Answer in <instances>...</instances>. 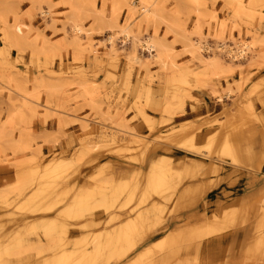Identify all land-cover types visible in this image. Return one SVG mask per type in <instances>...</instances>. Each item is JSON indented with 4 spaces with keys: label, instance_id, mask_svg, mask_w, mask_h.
<instances>
[{
    "label": "rangeland",
    "instance_id": "obj_1",
    "mask_svg": "<svg viewBox=\"0 0 264 264\" xmlns=\"http://www.w3.org/2000/svg\"><path fill=\"white\" fill-rule=\"evenodd\" d=\"M132 1L0 0V260L46 264L61 236L75 257L100 242L83 264H264V0H155V19ZM147 38L157 57L133 43ZM236 43L241 59L218 49ZM161 164L180 175L164 196L78 200L105 179L141 194Z\"/></svg>",
    "mask_w": 264,
    "mask_h": 264
},
{
    "label": "bare ground",
    "instance_id": "obj_2",
    "mask_svg": "<svg viewBox=\"0 0 264 264\" xmlns=\"http://www.w3.org/2000/svg\"><path fill=\"white\" fill-rule=\"evenodd\" d=\"M127 2L128 1H126L125 4ZM147 2L150 5L149 4L147 5ZM70 3L73 4L72 5L73 7H75V10L72 11L71 15L69 16V18L73 21L71 26H72L73 30L75 31V33L79 35L83 31V27H82L81 22H79V20L77 19V16L79 14L78 13V8H79L78 3H75V2H70ZM131 3L135 5V6L130 5L131 10L132 9L133 10L134 9L135 10L143 9L142 12L149 13L148 14L149 16L154 11V10H152L151 5L155 4V0H141L139 5H137V1H135V0H133ZM113 12H116V11H113ZM155 12H157V11H155ZM47 13H48V11H47ZM134 13H135V11H134ZM131 14H132V12H131ZM143 14H145V13H143ZM141 16H143V15H141ZM145 16L147 17V14ZM113 18H114V15H113ZM153 18L155 19L156 17H153ZM154 19H152V20H154ZM94 20H95V24L97 27H100L101 25H103L107 22V21L105 22V20L103 19V17L101 15H95ZM112 25H113V23H112ZM130 30H129V27L125 26V28L122 29V31H121L125 37V41H133L132 37L130 36ZM112 37H113V35L109 34L108 39H110V41H112ZM124 37H123V39H124ZM134 39H136V37ZM133 43H136L139 47L148 51L151 54V57H157V54L154 53V51H157L160 49V44L157 42V40H154L152 38H147L145 40H135V42H133ZM238 43H236V47L230 46V45L224 46V44H223L222 47L218 46V49L222 52L226 50L227 52L232 54L233 58L236 60L241 59L245 56V54H247L248 45H246L247 43L246 44H244V43L238 44ZM132 46H134V44H132ZM205 48H207V45L205 46ZM129 58L133 61H137L139 63H144L143 60L137 54L129 55ZM222 138L225 139L226 137H222ZM210 139H209V141H210ZM190 140L191 139H189V136H187V134H186V135L182 136V138L180 139V142L186 146L187 145L191 146V148H192V147H194V143H193V141H190ZM222 140L223 139H221V141ZM224 141H226V140H224ZM214 145H215V143H213V142L210 143V147H213ZM222 145L223 144H221V146H219L221 149H222ZM226 146L227 147L225 149L223 148L224 152L227 155H231L235 160H239L240 158L237 156L238 153H237V155L235 154L234 147H232L231 144H229V146H231V147H229L228 145H226ZM237 150H238V148H237ZM220 152H221V150L219 149V154H220ZM58 173H59L58 171L52 172V174L55 176H58ZM179 177H180L179 173L172 166H170L168 164H161V165H156V166L154 165L151 167V169L149 170V172L146 175L145 187L141 191V194H139V188L137 186L132 187L126 183H122V184L120 183V184L113 185L107 179H105V180H103V184L97 185L96 187H94V189H88V190L86 189L83 192H81L80 194H78L77 197H78V200L83 202L85 205H88L90 208H95L98 206H106L107 204H109V202H113V200L118 199L116 196L117 194H122L125 191L128 192V200L129 201H133L134 199L136 200L138 198L141 202H145L149 198L148 197L149 194L152 192H155L158 195H163V194L166 195V193H168L172 189H175L176 184H177V179ZM235 212H236V210L232 209L230 212L224 213L222 216L223 218H221L219 220L212 218V219L206 221V223L204 225V229H206L207 227H210L212 225H214V226L219 225L220 227H222V226H225V224H227L229 222L231 223L235 220L237 221L240 215H239V212H236V213ZM149 213H150L149 208L143 209V210L138 212V214L136 215V217L133 220H129L128 223L129 222L130 223L125 228V235H129L130 233H133L139 226H141L142 225L141 221L144 218H146L147 216H149L148 215ZM241 217H242V215H241ZM43 226H44L43 230H44L45 235L50 236L54 233V231H55L54 224L44 223ZM64 244H65L64 239L60 236L58 239V242L56 244V249L54 248L55 249L54 257L51 260L47 261L46 264H83V263H86V262L90 261L91 259H93V257L95 256V254L97 253V251L101 247L99 241L94 242L92 244L93 245L92 250H88V248L85 247V249L82 251V253L79 256L75 257L74 251L69 250V249H65ZM0 264H4V262L2 260H0Z\"/></svg>",
    "mask_w": 264,
    "mask_h": 264
},
{
    "label": "crops",
    "instance_id": "obj_3",
    "mask_svg": "<svg viewBox=\"0 0 264 264\" xmlns=\"http://www.w3.org/2000/svg\"><path fill=\"white\" fill-rule=\"evenodd\" d=\"M174 150H176V153L179 152L178 149H176V148L173 149L172 152H173ZM180 154H181V153H180ZM165 156H168V155H165ZM173 156H174V155H173ZM177 156H178V155H177ZM180 156H181V155H180ZM168 157H171V155L168 156ZM152 161H153V160H152ZM152 161H151V162H152ZM195 164L198 166L197 163H195ZM152 166H153V165H150V169H151ZM195 169H198V167H195ZM193 170H194V169H193ZM246 182H248V180H247ZM220 186H222L221 189H220V191H223V190H224L223 193L226 192V191H227V192H233V191H234V190H232V189L230 188L229 182L227 183L226 180H224V182H222ZM213 190H214V189H213ZM186 193H187V191H186ZM186 193H185V194H186ZM222 195H223V194H222ZM179 201H181V199H179ZM171 232H172V231H171ZM151 243H152V242H151ZM149 244H150V243H149ZM149 244H148V245H149ZM145 247H146V246H145Z\"/></svg>",
    "mask_w": 264,
    "mask_h": 264
},
{
    "label": "snow or ice",
    "instance_id": "obj_4",
    "mask_svg": "<svg viewBox=\"0 0 264 264\" xmlns=\"http://www.w3.org/2000/svg\"><path fill=\"white\" fill-rule=\"evenodd\" d=\"M241 7H247V6L241 5ZM261 19H262V22H264V16H262Z\"/></svg>",
    "mask_w": 264,
    "mask_h": 264
}]
</instances>
